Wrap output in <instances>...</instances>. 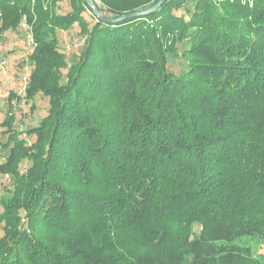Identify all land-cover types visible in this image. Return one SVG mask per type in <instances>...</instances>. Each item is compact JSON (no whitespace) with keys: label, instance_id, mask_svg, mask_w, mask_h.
Listing matches in <instances>:
<instances>
[{"label":"trees","instance_id":"16d2710c","mask_svg":"<svg viewBox=\"0 0 264 264\" xmlns=\"http://www.w3.org/2000/svg\"><path fill=\"white\" fill-rule=\"evenodd\" d=\"M57 1L0 0V37L22 20L31 35L25 99H48L30 144L2 122L0 264H264L234 243L264 246V0H161L116 24ZM157 1L95 4L120 17ZM74 25L69 64L56 33Z\"/></svg>","mask_w":264,"mask_h":264},{"label":"rangeland","instance_id":"374dc122","mask_svg":"<svg viewBox=\"0 0 264 264\" xmlns=\"http://www.w3.org/2000/svg\"><path fill=\"white\" fill-rule=\"evenodd\" d=\"M243 3L252 4V0H241ZM98 4L99 2L96 1ZM58 14H65L70 11L68 0H58L56 5ZM187 8H191L188 5ZM176 15H188L185 8L174 11ZM85 19L92 24L93 19L88 12L84 13ZM59 52L64 54L69 64L76 61V58L82 50L84 37L79 34V28L74 25L68 31H57ZM187 42L177 44L175 54L167 57V69L175 75H181L187 72V59L185 50ZM33 49L31 35L28 26L22 22L15 29L6 30L0 37V163L4 161L8 151L3 148L6 142V135L3 133L5 128L2 125L6 114H12L14 117L13 126L21 132L20 138L30 144L34 137L26 135L27 130L38 125L40 120L47 114L48 99L39 94L33 101L27 102L25 99V88L29 81V75L33 65L29 59ZM66 70H63L65 73ZM64 79V77H63ZM13 95V96H11ZM30 165L28 161H23L19 169L24 172ZM12 181L9 176L0 175V198L7 197V191L12 189ZM1 212V207H0ZM192 231L197 234L199 225L193 224ZM2 235L0 224V236ZM234 243L250 247L253 256L264 255V246L254 239L242 238Z\"/></svg>","mask_w":264,"mask_h":264},{"label":"water","instance_id":"95a60500","mask_svg":"<svg viewBox=\"0 0 264 264\" xmlns=\"http://www.w3.org/2000/svg\"><path fill=\"white\" fill-rule=\"evenodd\" d=\"M160 4H161V0H158L152 7L148 8L146 10L135 12V13H131V14H125V15H122L120 17H107L96 6L95 0H87V5H88V8H89L90 12L94 16L99 18L102 22H105V23H108V24H116V23L122 22L124 20L132 19V18H135V17L146 16V15L152 13L153 11H155L159 7Z\"/></svg>","mask_w":264,"mask_h":264}]
</instances>
